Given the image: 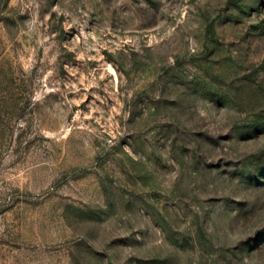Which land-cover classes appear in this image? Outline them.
Returning a JSON list of instances; mask_svg holds the SVG:
<instances>
[{
    "label": "rangeland",
    "instance_id": "1",
    "mask_svg": "<svg viewBox=\"0 0 264 264\" xmlns=\"http://www.w3.org/2000/svg\"><path fill=\"white\" fill-rule=\"evenodd\" d=\"M0 264H264V0H0Z\"/></svg>",
    "mask_w": 264,
    "mask_h": 264
}]
</instances>
